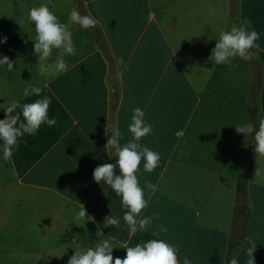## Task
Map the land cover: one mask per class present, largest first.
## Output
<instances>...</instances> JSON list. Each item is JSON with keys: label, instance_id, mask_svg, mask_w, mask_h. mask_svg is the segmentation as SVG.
<instances>
[{"label": "crops", "instance_id": "0c3cea01", "mask_svg": "<svg viewBox=\"0 0 264 264\" xmlns=\"http://www.w3.org/2000/svg\"><path fill=\"white\" fill-rule=\"evenodd\" d=\"M81 5L79 10L76 0H0V36H7L0 53L14 63L11 72L0 66V104H5L0 119L7 104L21 102L31 87L50 89L73 119L24 173L12 158L0 161V240L19 232L39 236V249L26 252L27 264H67L74 248L104 239L118 246L113 258L123 259L126 251L119 246H130L132 235L104 226L109 214L122 218L120 198L92 173L116 159L108 156L113 150L106 145L111 135L106 130L118 127L121 145L131 140L132 109L140 107L153 125L142 142L160 154L154 171L144 172L143 160L137 171L142 188L153 186L145 188L148 206L141 217L154 216L152 228H167L157 237L176 246L180 264L184 257L192 264H229L233 256L246 264L252 245L255 264H264V156L254 154L248 169H232L180 152L199 110L212 109L219 84L230 94L249 96V109L255 106L258 120L264 119V0H81ZM40 6L72 31L76 55L55 50L40 61L32 53L35 33L27 15ZM73 8L95 17L97 25L73 24L68 18ZM244 20L260 34L252 58L212 64L214 35ZM61 58L69 70L57 74L55 61ZM83 207L87 217L80 220ZM2 254L15 256L7 244Z\"/></svg>", "mask_w": 264, "mask_h": 264}, {"label": "clouds", "instance_id": "9594fccd", "mask_svg": "<svg viewBox=\"0 0 264 264\" xmlns=\"http://www.w3.org/2000/svg\"><path fill=\"white\" fill-rule=\"evenodd\" d=\"M215 11V8L209 9L212 15ZM68 18L73 24L83 29L95 27L98 23L95 17L82 15L75 8L69 12ZM27 21L32 25L35 33L34 39H31L32 53L38 60L51 59L55 50L67 56L77 54L72 31L49 7L40 6L30 9ZM214 37L216 42L208 59L214 65H227L234 57L245 61L250 60L252 58L250 50L257 47L256 42L260 34L251 27L249 21L244 20L239 26L221 31L218 36L214 35ZM211 38V36L208 37V39ZM6 42L7 36H0V44ZM119 62L123 63V60ZM0 66L11 72L14 63L10 62L6 55L0 53ZM68 70V65L63 58L55 61L57 74ZM41 91L39 87L25 89L22 92V98H27L32 94L39 97ZM50 103L49 97L43 96L22 105L18 102L7 104L10 106L6 107L3 113L4 118L0 119V161L7 162L13 157L25 135H36L41 125L48 127L56 125V118H50L48 115ZM0 108H5V104H0ZM130 121L128 132L131 133L132 138L123 145L120 144L122 134L118 127L106 130L105 135H108V132L111 133L106 145L113 150V154H108V156L116 159L114 163L105 162L97 165L92 173L95 182L107 185L115 196L120 198V206L124 210L122 218L112 214L107 215L104 218V226H113L117 230L124 229L127 235L151 231L153 236H159V233H166L167 228L163 224H157L156 228H152L154 216L141 217L142 210L148 206V200L145 199V188L151 189L153 186L146 183L142 188L137 177L142 160L143 171L149 173L155 170L160 161L159 152L142 142V138L153 132V125L145 119V112L140 107L132 109ZM234 126L235 131L243 134L245 138L252 137L251 143L254 145L255 154L264 156V119H261L256 126L250 122ZM176 135L180 137L183 132L178 131ZM259 174L257 169L255 175ZM77 217L85 220L87 216L84 207L78 212ZM116 247L118 246L112 240L104 239L94 247L81 250L74 248V254L69 257L67 264H180L176 246L163 237L143 240L134 246H119L126 251L123 259L113 258V249ZM255 247L256 245H252L246 249V264H255L253 256ZM183 264H192V262L188 257H184ZM229 264H240V262L237 257L233 256Z\"/></svg>", "mask_w": 264, "mask_h": 264}, {"label": "rangeland", "instance_id": "374dc122", "mask_svg": "<svg viewBox=\"0 0 264 264\" xmlns=\"http://www.w3.org/2000/svg\"><path fill=\"white\" fill-rule=\"evenodd\" d=\"M81 14L86 15L83 11ZM215 88L218 93L213 97L212 109L199 110L193 124L184 134L180 152L208 165L229 163L232 169L239 165H245L248 169L255 154L252 137L245 138L243 134L237 133L234 125L250 122L256 126L259 123L258 117L251 116L249 112V96L230 94L224 84ZM42 126L36 135H25L14 152L12 162L19 174L40 146ZM5 244L11 245V253H15V256L13 254L5 258L2 254L1 262L27 264L29 260L26 252L39 249V236H25L22 232L10 238L6 236L0 240L1 253L4 252Z\"/></svg>", "mask_w": 264, "mask_h": 264}, {"label": "trees", "instance_id": "16d2710c", "mask_svg": "<svg viewBox=\"0 0 264 264\" xmlns=\"http://www.w3.org/2000/svg\"><path fill=\"white\" fill-rule=\"evenodd\" d=\"M78 3L79 10H81V0H76ZM42 91L39 95V97L35 94L29 95L27 98H24L21 102H19L21 105L24 103L32 102L38 98H41L43 96L49 97L51 103L49 105L48 109V115L49 117H55L56 118V125L53 127H48L46 125L42 126V139L40 141V146L33 152V156L30 160L27 161L24 171L28 170L40 157H42L45 152L51 148L58 140L59 138L71 127L73 123V119L70 116V114L67 112V110L64 108V106L61 104V102L55 97V95L52 93V91L46 87L41 88ZM4 116L2 114L1 119H3ZM21 173V174H22ZM242 186H238V192L241 193ZM152 238H158L157 236H153L149 232H137L136 234L132 235L129 240V245L134 246L135 244Z\"/></svg>", "mask_w": 264, "mask_h": 264}, {"label": "water", "instance_id": "95a60500", "mask_svg": "<svg viewBox=\"0 0 264 264\" xmlns=\"http://www.w3.org/2000/svg\"><path fill=\"white\" fill-rule=\"evenodd\" d=\"M249 111H250V114L252 116H255L256 115V107L255 106H251L250 109H249ZM241 207H245V206L244 205H240L239 206V209H241Z\"/></svg>", "mask_w": 264, "mask_h": 264}]
</instances>
